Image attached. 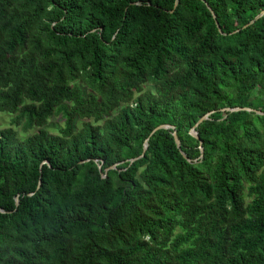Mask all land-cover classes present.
Wrapping results in <instances>:
<instances>
[{
  "label": "trees",
  "instance_id": "1",
  "mask_svg": "<svg viewBox=\"0 0 264 264\" xmlns=\"http://www.w3.org/2000/svg\"><path fill=\"white\" fill-rule=\"evenodd\" d=\"M261 10L0 0V264H264Z\"/></svg>",
  "mask_w": 264,
  "mask_h": 264
},
{
  "label": "water",
  "instance_id": "2",
  "mask_svg": "<svg viewBox=\"0 0 264 264\" xmlns=\"http://www.w3.org/2000/svg\"><path fill=\"white\" fill-rule=\"evenodd\" d=\"M206 4H207V3H206ZM207 6H208V9L210 10V12H211V14H212V17L215 19V24H216V26L218 27L219 31L223 33V31L221 30V28H220V26H219V23H218V21H217V19H216V14L214 13V11L212 10V8H211L208 4H207ZM262 16H264V10H261V11H260L258 14H256L251 20H249L247 23H245V24L243 25V28H245V27L251 25V24L254 23L258 18H260V17H262ZM235 31H237V30H235ZM239 109H244V110H246V111H254V112L259 113V114L264 113V112L261 111V110L253 109V108H251V107H235V108L225 107V108H222V110H226V111H227V110H239ZM212 112H213V110H212V111H209V112L205 113L203 116H201V117L198 119V121L196 122L195 126H197L202 120L207 119L208 116H209ZM168 127H172V128H173V126H170V125H168V124H160V125L156 126V127L153 129L152 132H154L156 129H159V128H168ZM190 133H191L192 136H194L195 138L199 139V136H198V134H197L196 131L192 130ZM172 135H173V137H174V140H175V142H176V145H177L178 147H180V140H179V138H178L177 133H176L175 130L172 131ZM199 143H200V145H199V148H200V156H202L203 148H202V146H201L202 141H201L200 139H199ZM146 146H147V144H146V142H145L144 147H143V150H142V153H141L139 156H137V157L131 159V162H132L134 159H137V158L143 156L144 151H145V149H146ZM181 153H182V155H183L184 157H186L183 151H181ZM186 158H187V157H186ZM113 167H114V165H111L109 168H113ZM107 169H108V168H106V170H107ZM98 170H99V172L101 173V176L104 177V176H105V173H103L102 170H101V163L98 164ZM40 183H41V182H40V180H39V181H38V185H37V187H39ZM30 194H32V193H30ZM15 205H18V196L15 197Z\"/></svg>",
  "mask_w": 264,
  "mask_h": 264
},
{
  "label": "rangeland",
  "instance_id": "3",
  "mask_svg": "<svg viewBox=\"0 0 264 264\" xmlns=\"http://www.w3.org/2000/svg\"><path fill=\"white\" fill-rule=\"evenodd\" d=\"M151 87H153V86L149 85V84L144 85V88H151ZM13 116H14L13 114H10V113L5 112V111L0 112V128L10 126L11 125V119ZM62 125H63V119H62L61 115L55 114L49 118L48 123L46 125V128L48 129L49 133L55 134L57 132L56 127L57 126L59 127ZM12 126L17 131L19 137L26 136V135H28V134H30L36 130V128H32V129L28 130L25 127L24 119L19 121L18 124H13Z\"/></svg>",
  "mask_w": 264,
  "mask_h": 264
}]
</instances>
